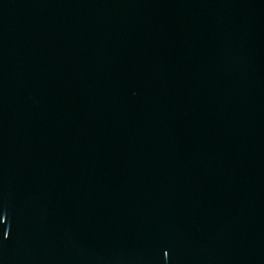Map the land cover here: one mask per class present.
<instances>
[{
	"label": "water",
	"instance_id": "95a60500",
	"mask_svg": "<svg viewBox=\"0 0 264 264\" xmlns=\"http://www.w3.org/2000/svg\"><path fill=\"white\" fill-rule=\"evenodd\" d=\"M0 264H264V0H0Z\"/></svg>",
	"mask_w": 264,
	"mask_h": 264
}]
</instances>
